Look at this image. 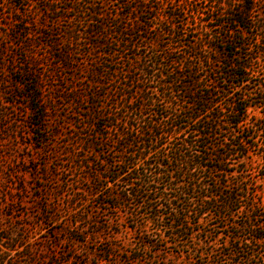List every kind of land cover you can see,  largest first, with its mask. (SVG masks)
Segmentation results:
<instances>
[{
	"label": "rangeland",
	"instance_id": "obj_1",
	"mask_svg": "<svg viewBox=\"0 0 264 264\" xmlns=\"http://www.w3.org/2000/svg\"><path fill=\"white\" fill-rule=\"evenodd\" d=\"M240 2L0 0V264L209 263L210 257L163 246L161 233L151 224L142 227L148 235L141 231L142 220L132 215L131 204L116 208L108 204V193L123 192L124 187L122 182L107 181L112 171H106L105 160L117 162V151L126 139L118 130L103 131L96 135L97 152L88 149L83 137L91 133L87 118L92 99L86 94L104 84L108 94L103 105L117 118L119 128L133 116L132 107L141 106L148 119H158L138 99L143 75L135 63L151 54V44L158 39L173 51L169 59H183L182 66H187L184 59L191 54L222 56V40L230 39L236 29L229 12ZM263 16L264 8L254 12L257 27L246 29L250 33L245 31V40L262 38ZM209 18L217 25L205 28ZM131 26L133 37H119L121 28ZM36 81L43 100L38 110L46 114L43 120L32 117L25 98ZM126 84L131 88L124 90ZM220 104L225 106V101ZM250 115L253 122L263 118L264 123L260 109L251 108ZM139 125L137 119L132 129ZM251 132L250 127L246 134ZM258 137L259 145L264 132ZM257 148L247 158L246 182L250 197L264 204V168ZM243 211L232 218L238 224ZM260 222L259 232L264 234V219ZM220 234L216 246L223 241ZM243 234L249 237L248 232Z\"/></svg>",
	"mask_w": 264,
	"mask_h": 264
},
{
	"label": "trees",
	"instance_id": "obj_2",
	"mask_svg": "<svg viewBox=\"0 0 264 264\" xmlns=\"http://www.w3.org/2000/svg\"><path fill=\"white\" fill-rule=\"evenodd\" d=\"M240 3L229 12L236 29L231 30L230 39L222 40V56L191 54L184 59L189 61L187 66H182L183 59H169L173 51L158 39L151 44V54L142 63H135L143 75L138 99L144 108L153 109L158 119H148L141 106L132 107L133 116L119 128L114 123L117 118L103 105L102 99L108 94L104 84L86 94L92 99L87 118L91 133L83 137L88 149L97 152L96 135L103 131L118 130L126 139L117 151L119 160H105L106 171H112L107 181L122 182L124 187L123 192L108 193V204L114 208L131 204L130 212L142 220L140 229L145 234L148 232L143 225L151 224L161 233L163 246L198 253L202 259L210 257L209 263L214 264H264V234L259 232L263 229L260 219H264V204L250 197L246 182L252 148L261 151L258 154L264 168V138L257 144L264 132L263 118L253 122L250 115L251 108L260 109L264 117V16L260 18L262 38L245 40L246 29L257 27L252 21L254 12L264 7L262 0ZM214 21L206 19L203 26H216ZM133 29L124 27L117 34L133 37ZM174 63L176 68L170 70ZM200 66L204 69L195 71ZM34 85L25 98L32 117L43 120L46 114L38 110L43 107L41 87L38 81ZM124 86V90L131 88ZM137 119L141 125L132 129ZM250 127L252 132L247 135ZM135 144L138 148L132 149ZM232 158L236 162H230ZM240 209L245 216L238 224L232 218ZM213 219L216 222H210ZM245 231L249 237H243ZM219 233L223 241L216 246Z\"/></svg>",
	"mask_w": 264,
	"mask_h": 264
}]
</instances>
